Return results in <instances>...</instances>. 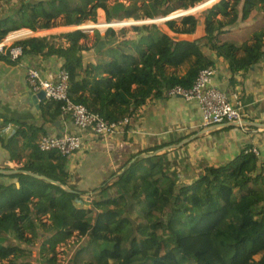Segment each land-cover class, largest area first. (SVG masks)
<instances>
[{"label": "trees", "instance_id": "1", "mask_svg": "<svg viewBox=\"0 0 264 264\" xmlns=\"http://www.w3.org/2000/svg\"><path fill=\"white\" fill-rule=\"evenodd\" d=\"M109 1L18 0L0 20V43L30 30L34 35L15 42L24 54L62 58L70 99L112 122L169 88L192 87L216 59L237 70L264 57V28L243 41L220 39L256 10L264 13V0H220L203 16L187 11L204 0ZM99 9L109 24L115 17L137 21L139 38L122 39L124 29L108 26L105 38L81 43L92 30L83 24ZM60 17L72 28L52 32ZM145 18L149 23L140 24ZM54 103L53 117L62 113ZM0 140L19 164L18 172L0 173V264H56L58 245L74 235L80 239L70 264H264V164L250 146L227 164L181 174L166 165L169 150L158 152L168 144L152 145L82 191L71 184L67 156L43 152L38 142L19 148L14 138Z\"/></svg>", "mask_w": 264, "mask_h": 264}, {"label": "crops", "instance_id": "2", "mask_svg": "<svg viewBox=\"0 0 264 264\" xmlns=\"http://www.w3.org/2000/svg\"><path fill=\"white\" fill-rule=\"evenodd\" d=\"M17 4L18 0L0 2V20L9 16ZM256 15L246 24L231 29L234 31L231 35L263 29L264 22L258 24L257 21H263L264 16ZM22 30L27 29L11 32L6 40L16 42L34 35L16 34ZM258 37L264 41V33ZM242 38L240 35L229 36V41L246 39ZM241 56L242 52H239L237 57ZM63 64L62 58L44 53H23L17 60L0 55V138H14L16 146L22 148L24 144L37 143L45 135L67 133L81 136V148L67 156L66 161L71 184L78 190L88 191L98 186L132 154L152 145L168 144L158 152L167 149L171 153L178 152L183 146L197 167L204 163L227 164L239 158L243 149L250 146L258 151L257 155L264 164V57L247 69L236 70L229 60L224 59H216L212 67L213 83L241 109L248 130L236 124L202 128L203 117L195 100L187 102L164 94L161 98L148 100L128 118L125 127L107 138L87 134L76 127L68 115L59 113L53 117L55 103L47 98L35 106L33 96L37 92L27 83L28 70L35 68L45 79L55 80ZM48 111L50 114L46 115ZM3 142L0 140V173L6 168L18 172L14 168L19 164L10 160L11 153Z\"/></svg>", "mask_w": 264, "mask_h": 264}, {"label": "built area", "instance_id": "3", "mask_svg": "<svg viewBox=\"0 0 264 264\" xmlns=\"http://www.w3.org/2000/svg\"><path fill=\"white\" fill-rule=\"evenodd\" d=\"M23 47L13 41L0 43V55L17 60L23 55ZM212 67L200 71L195 83L190 88L175 86L165 91L166 96H177L184 101L195 100L202 113V128H216L226 124H236L248 130L241 109L231 103L225 92L213 83ZM27 83L34 92L43 91L51 102L62 103V114L68 115L74 125L87 134L97 138H107L128 123V118L112 122L99 114L90 112L83 104L74 103L69 97V74L65 69L59 70L55 80L45 79L39 70L30 68L27 72ZM82 137L67 133L45 135L37 143L43 152H59L69 156L78 151L82 145ZM255 154V148L249 150Z\"/></svg>", "mask_w": 264, "mask_h": 264}, {"label": "rangeland", "instance_id": "4", "mask_svg": "<svg viewBox=\"0 0 264 264\" xmlns=\"http://www.w3.org/2000/svg\"><path fill=\"white\" fill-rule=\"evenodd\" d=\"M144 1H149V0H137L136 4L138 6H142V4L144 3ZM220 0H204L201 3L196 4L195 6L191 7L187 12L190 13H196L198 16H203L204 13H206V11L210 8V6H212L213 4L219 2ZM117 2H124L126 5H128L129 3H131V0H110L108 2L109 5H114ZM262 14L264 16V13L260 10H256L250 19H254L255 16H257L256 14ZM217 17H221L220 15H218ZM118 17H115V20L113 23L109 24L107 23V19H106V14L104 13L103 9H99L97 11V15H96V19L94 20V18H89L88 20L85 21V23L83 24V28L84 29H92L89 32V39L87 41L85 40H81V43H85L88 46H91L95 40V38L98 35H101L102 38H105V32H106V28L109 27H113L117 32H119L121 29L125 30V35L122 36V39H138L139 36L136 34V32L132 29V25L138 23L137 21H133L130 18H125L122 20H117ZM248 20V21H249ZM159 21V20H157ZM247 21V22H248ZM140 24H148L149 21L145 18L142 21H139ZM246 22V23H247ZM264 22L263 21H257L258 24H262ZM64 20L62 17L58 18L56 21H54L52 23V32L55 33H60V32H66L68 30H70L72 27H68V26H64L63 25ZM245 23V24H246ZM200 24H201V29L203 26V22L202 19L200 20ZM244 25V24H243ZM25 29V28H24ZM27 29V28H26ZM232 32H234L233 30L231 31V33L229 32L226 34H223L220 39L222 41L224 40H229V36H234V35H240L243 36L242 39L247 38L248 36H250L252 33H254L255 31L253 29H251L248 33H234V35H231ZM24 33H32L30 30H22L19 33L16 34H24ZM38 33H45V32H38ZM33 34V33H32ZM144 34V31L143 33ZM15 35V34H12ZM226 35V36H225ZM233 40H237V39H233ZM87 57H90V54L87 53L86 54ZM179 148H177L178 150ZM166 165L170 168H172L175 172H180L181 174H185V172L187 174H192V173H198L199 172V167L194 166V164L192 163V161L190 160L188 151L184 150V147H180V149L178 150V152H169L168 155L166 156ZM80 204V203H79ZM80 239L78 235H74L70 240H68L67 242L58 245L57 247V263L56 264H70L69 260L70 257L73 253V251L77 248L78 246V242L77 240ZM81 244V242H80ZM35 257H38V254L35 253L34 254ZM37 264H42V261H37Z\"/></svg>", "mask_w": 264, "mask_h": 264}, {"label": "water", "instance_id": "5", "mask_svg": "<svg viewBox=\"0 0 264 264\" xmlns=\"http://www.w3.org/2000/svg\"><path fill=\"white\" fill-rule=\"evenodd\" d=\"M45 98H46L45 93L43 91H40V92H37V94H34L33 102H34L35 106L38 107L39 101L44 100ZM28 174H31V173L28 172Z\"/></svg>", "mask_w": 264, "mask_h": 264}]
</instances>
